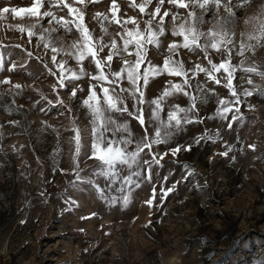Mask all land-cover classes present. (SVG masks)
I'll return each mask as SVG.
<instances>
[{
    "label": "rangeland",
    "instance_id": "obj_1",
    "mask_svg": "<svg viewBox=\"0 0 264 264\" xmlns=\"http://www.w3.org/2000/svg\"><path fill=\"white\" fill-rule=\"evenodd\" d=\"M141 2L135 0L136 4ZM32 4L33 0H0V9L8 7L19 11L31 8ZM131 4L132 0H99L88 4L83 8L84 22L95 38H103L105 42L115 38L122 43L120 36L124 28L133 27L124 24L125 20L135 18L143 28L149 18ZM155 5L156 0H153L146 11L154 10ZM47 8L45 4L40 11ZM165 9L179 12L176 24L187 19L184 9L178 10L167 2L161 12ZM53 10L58 16L67 14V9ZM113 11L121 18L120 25L94 18L97 13L111 18ZM196 11L199 15L200 10ZM226 15L221 9L220 16ZM205 20L206 23L200 25L201 30L216 23L211 16H206ZM157 21H153L154 27ZM260 21H264V0H251L227 25L229 32L235 33L232 64L237 66L233 84L240 94L241 103L235 106L240 109L239 113L234 107L226 120L208 118L219 107V99H234L222 86L226 83L223 80L226 74L221 70L216 73L222 80L221 85L207 84L216 94H209L206 104H197L203 123L188 124L169 144L153 146L154 154H168L160 165H153L151 183L141 178L140 187H136L135 184L123 185L118 180L105 188L106 198H101L92 185L76 179L77 161L73 159V120L82 129L88 125L90 117L82 102L89 94L90 85L97 82L85 76L59 88V73L51 62L54 53L51 47L44 46L51 39L53 46L67 49L78 38V33L75 30L65 33L61 29L52 37L45 33L43 41L32 36L30 42L27 30L36 23L35 17L22 11L19 15L0 14V57L3 58L0 81L9 79L13 85L22 86L15 89L0 84V264H262L264 78L242 71L241 61L244 68L256 67L264 71V46L247 50L243 56L236 55L241 34L246 37L256 33ZM41 25L34 31L39 33L53 27L48 18H44ZM172 25L171 17H166L164 27L168 34L161 38L164 48L178 39L170 35ZM20 27L25 31H19ZM107 51L105 49L100 55ZM162 51L148 46L147 58L153 64L162 65ZM56 55L57 60H68L69 66L79 72L74 60L62 53ZM127 58L135 59L134 56ZM180 58L186 68H192L194 63L207 66L203 54L197 56L181 50ZM211 58L219 63L225 57L211 52ZM13 63L17 67L9 71ZM121 66L120 58L114 57L112 69L118 70ZM84 68L90 74L96 73L90 58L84 61ZM48 69L56 71L57 75H50ZM248 79L253 81L255 88L246 82ZM205 80V74L199 73L191 80L193 87L188 91L196 96L203 95L196 91L195 85ZM169 81L179 83L181 78L163 74L150 79L143 89L145 100L160 96ZM53 85H57L56 91ZM122 86L127 87V82ZM80 88L83 91H79ZM72 89H77L76 97H71ZM244 89L253 94L244 96ZM96 90L99 92V86ZM57 93L63 105L57 103ZM172 104L188 107L190 100L183 94L167 98L162 115H166L168 105ZM143 108L147 121L150 105L145 103ZM233 115L239 119L232 120ZM128 119L134 133L142 135L138 121ZM148 130L153 131L151 126ZM205 133L213 139L201 140L199 144L193 142L195 137ZM189 144L191 151L181 150L176 155L169 151L177 145ZM226 151L227 156L221 155ZM145 158L150 159V156ZM96 164L82 151L80 175L86 179L90 177ZM97 183L105 187L107 182L98 178ZM122 185L124 190L120 191ZM173 188L164 195L166 189ZM126 195L129 197L127 203L124 201Z\"/></svg>",
    "mask_w": 264,
    "mask_h": 264
},
{
    "label": "snow or ice",
    "instance_id": "obj_2",
    "mask_svg": "<svg viewBox=\"0 0 264 264\" xmlns=\"http://www.w3.org/2000/svg\"><path fill=\"white\" fill-rule=\"evenodd\" d=\"M97 2L99 0H33L31 8L18 11L16 8L4 7L0 9V14L11 12L19 15V12L22 11L30 17H35L36 23L27 30L30 42L32 36H38L43 41L45 40V33L48 37H52L53 33L59 32L61 29L65 33H72L74 30L78 33V38L67 49H58L53 46L51 39L44 46L46 48L51 47V51L54 53L51 56V62L56 66L59 73L57 81L59 88L63 89L73 81L80 80L85 76H90L91 80L97 82L96 85H90L89 94L82 102L87 109L88 117H90L88 125L82 129L75 125L73 120L74 127L72 130L75 142L73 159L77 161L74 168L76 179L92 185L101 198H106L104 196L105 188L115 184L118 180L122 181L123 185L131 186L135 184L136 187H140L141 178L151 183L153 165H160L161 160L168 154L167 152L154 154L152 152L153 146L169 144L176 135L186 130L185 126L188 124L203 123L199 116L197 104H206L210 98L209 94H216L214 89L207 87L208 82L221 85L222 80L217 77L216 73H221L222 70L226 74L223 76L226 83H223L222 86L229 90L234 99H219V107L214 115L208 118L215 119L219 117L226 120L228 119V113L232 112L233 108L241 103L240 94H238L237 87L233 84L234 73L237 70V66L232 64L233 49L236 48V43L232 37L235 33H230L227 25L251 0H156L155 8L152 11H146V9L153 3V0H142L139 4L132 0L131 6L133 8L138 7L140 13L146 14L149 18L145 21V27L143 28L140 27L135 18L129 17L125 20L124 24H132L133 27L124 28L123 35L120 36L122 43L115 38L108 42H105L103 38H95L85 24L83 8H86L88 4ZM165 2L178 10H186L187 19L183 23L176 24L175 21L180 14L178 11L173 13L168 9L161 12ZM45 4L48 5V8L41 12L40 9L44 8ZM53 9L60 11L67 9V14L66 16H58ZM196 9L200 10L199 15H197ZM221 9L227 14L226 16H220ZM169 16L173 21L170 35L178 39L172 40L164 48L161 38L166 37L168 34L164 23L165 18ZM206 16H211L216 23L207 30H201L200 25L206 23ZM157 17H159L158 21ZM44 18H48V23L52 24L53 27L44 28L37 33L34 29L37 25H41ZM94 18L107 21L109 24H121V18L117 17L116 11H113L111 18L100 13H97ZM256 19H259V17H256ZM153 21H157L155 27ZM248 22L246 21V23ZM18 30L25 31L23 27ZM103 31L107 33V28H104ZM241 36L242 39L236 51L238 56H243L245 51L252 50L257 46H264L261 43L264 42V21H260L256 33L248 34L246 37L242 33ZM252 41H255V44L251 43ZM229 45L232 47H229ZM148 46H152L157 50L163 49L161 52L164 55L162 65L153 64L147 58ZM105 49H108V51L101 56L100 54L104 53ZM181 50H187V52L194 53L197 56L203 54V59L207 60V66L194 63L192 68H186L184 60L180 58ZM211 52L218 53L225 58L219 63H215L211 58ZM59 53H62L68 59L74 60L79 65V72L69 66L68 60H57L56 54ZM28 55L31 56L32 53H28ZM129 56H134L135 59L129 60L127 58ZM114 57H119L122 61V66L118 70L112 69ZM89 58L90 63L95 65V74L85 71L84 61ZM242 65L243 61H241L242 71L255 73L264 78V71H258L256 67L244 68ZM142 66L143 70H141ZM16 67L17 65L13 63L9 71L14 70ZM45 67L47 68V64H45ZM2 68L3 58L0 57V69ZM106 68L108 69L107 72H105ZM48 72L50 75H57V72L52 69H48ZM189 73L192 75L190 76ZM199 73H204L206 80L203 83L197 81L195 89L203 95L196 96L190 93L188 89L193 87L191 80ZM163 74L170 77H179L181 82L169 81L168 86L165 87L160 96L146 101L143 89L147 88L150 79H155ZM125 81L127 87L122 86ZM246 82L253 85V88L256 87L251 79ZM0 84H8L15 89L22 87L20 84L13 85L9 79L0 81ZM97 86H99V92L96 90ZM56 88L57 85H53L54 91H56ZM79 91H83V88H80ZM177 94L189 97V106L168 105L166 115H162L167 98L174 97ZM252 94L249 89L243 90L244 96H251ZM76 95L77 89H72L71 97H76ZM57 96V103L63 105L64 102L59 99V93H57ZM129 101H131V107H129ZM49 103L52 102L49 101ZM145 103L150 105V115L147 121L145 120L143 108ZM235 111L239 113L240 109L235 107ZM128 117L138 121L143 130L142 135L137 136L134 133ZM238 119L239 116L233 115L232 120ZM149 126L153 129L151 133L148 130ZM231 126L232 124L229 123L228 127L231 128ZM209 139H213V137L205 133L203 136L195 137L193 142L199 144L201 140ZM249 147L255 148L254 145ZM181 150L191 151V144L187 146L177 145L175 148L169 149L173 155ZM82 151L88 159H94L97 162L96 168L87 179L80 175L83 171L79 167ZM158 155L159 158H157ZM221 155L227 156L228 152H223ZM145 156H150V159H146ZM145 165L147 166L146 169ZM133 177L137 179L134 180ZM98 178L106 180L105 187H101L97 183ZM164 179H167V177ZM123 185L120 187V191L124 190ZM173 190L174 188L166 189L164 195L166 196ZM153 192H155V189H153ZM128 199L127 195L124 196L125 203ZM148 203L151 204L152 201L150 200Z\"/></svg>",
    "mask_w": 264,
    "mask_h": 264
}]
</instances>
